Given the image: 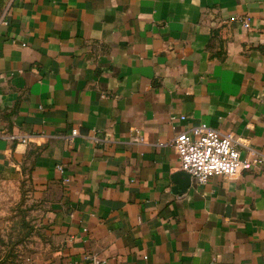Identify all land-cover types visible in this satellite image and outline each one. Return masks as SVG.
Masks as SVG:
<instances>
[{"label":"crops","instance_id":"crops-1","mask_svg":"<svg viewBox=\"0 0 264 264\" xmlns=\"http://www.w3.org/2000/svg\"><path fill=\"white\" fill-rule=\"evenodd\" d=\"M6 19L0 194L44 204L49 259L264 264V162L183 191L174 146L207 124L264 156V0H15Z\"/></svg>","mask_w":264,"mask_h":264},{"label":"built area","instance_id":"built-area-1","mask_svg":"<svg viewBox=\"0 0 264 264\" xmlns=\"http://www.w3.org/2000/svg\"><path fill=\"white\" fill-rule=\"evenodd\" d=\"M14 1H10L0 25L8 23L6 18ZM23 1L32 2L33 0ZM242 22L245 27L250 26V18H245ZM78 135L79 127L73 128L68 141L69 150L73 149L74 138ZM94 140L99 141L100 139L94 137ZM28 142L29 138L23 137L16 140V145L19 146ZM240 144H242L241 140L236 138L234 134H224L207 124H200L190 130L180 132L174 140L180 168L189 173L198 183H206L214 176H230L250 170L252 167L258 168L264 162V156L261 154H255L253 159L243 158L239 149ZM83 260L90 264H107L105 259L96 254H84ZM32 264L65 263L47 258Z\"/></svg>","mask_w":264,"mask_h":264},{"label":"rangeland","instance_id":"rangeland-1","mask_svg":"<svg viewBox=\"0 0 264 264\" xmlns=\"http://www.w3.org/2000/svg\"><path fill=\"white\" fill-rule=\"evenodd\" d=\"M11 0H0V21ZM0 194V264H32L50 258L53 234L44 204L28 186Z\"/></svg>","mask_w":264,"mask_h":264},{"label":"water","instance_id":"water-1","mask_svg":"<svg viewBox=\"0 0 264 264\" xmlns=\"http://www.w3.org/2000/svg\"><path fill=\"white\" fill-rule=\"evenodd\" d=\"M177 179H178V182H180V176H185V180L183 181V185L181 184L180 186V190H187L192 182V178H191V175L189 173H186V172H179L177 175Z\"/></svg>","mask_w":264,"mask_h":264}]
</instances>
